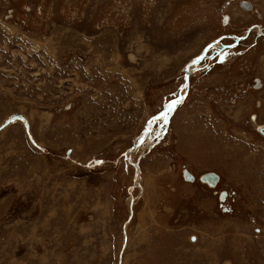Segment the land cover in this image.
I'll use <instances>...</instances> for the list:
<instances>
[{"label": "rangeland", "instance_id": "rangeland-1", "mask_svg": "<svg viewBox=\"0 0 264 264\" xmlns=\"http://www.w3.org/2000/svg\"><path fill=\"white\" fill-rule=\"evenodd\" d=\"M262 127L264 0H0V264H264Z\"/></svg>", "mask_w": 264, "mask_h": 264}, {"label": "water", "instance_id": "water-1", "mask_svg": "<svg viewBox=\"0 0 264 264\" xmlns=\"http://www.w3.org/2000/svg\"><path fill=\"white\" fill-rule=\"evenodd\" d=\"M240 7L242 9L248 10L250 9V4L246 1H241L240 2ZM229 37L228 35L225 36V38ZM233 37V36H231ZM223 37L219 38L217 41H215L211 46L219 44V42L223 39H225ZM208 51V48H206L203 51V54H201L199 57L194 58L193 60H191L186 67L183 69V85L182 87H180V90H184V93L187 91L188 89V83H189V76L191 74V72L196 69V67L198 66L199 62L205 57L206 53ZM184 93L181 95H177V97L175 99H173L172 101H170L169 103H167L164 107V109L156 116L154 117L150 123L147 124L146 129H145V133L140 137V139L137 141V143L134 144L133 148H131L129 150V154L131 155V152L133 150H135L138 146H140L146 139H147V135L149 132V128L153 125V123L159 119H165L166 121L168 120L169 117V113H171V111H173V109L180 103V101L184 98ZM175 105L174 107L171 108V110L169 111V106L170 105ZM162 117H166V118H162ZM259 133L264 136V127H262L261 129L258 130ZM134 166H136L135 164H133ZM184 179L187 181H192L193 177L188 173V172H184ZM201 182L203 183H207L210 186H215L218 183V177L217 175L213 174V173H208V174H204L203 176H201L200 178Z\"/></svg>", "mask_w": 264, "mask_h": 264}, {"label": "snow or ice", "instance_id": "snow-or-ice-1", "mask_svg": "<svg viewBox=\"0 0 264 264\" xmlns=\"http://www.w3.org/2000/svg\"><path fill=\"white\" fill-rule=\"evenodd\" d=\"M174 106H175L174 104H173V105H170V106H169V111H170L171 108L174 107ZM162 118H166V117H162Z\"/></svg>", "mask_w": 264, "mask_h": 264}, {"label": "bare ground", "instance_id": "bare-ground-1", "mask_svg": "<svg viewBox=\"0 0 264 264\" xmlns=\"http://www.w3.org/2000/svg\"><path fill=\"white\" fill-rule=\"evenodd\" d=\"M261 129V128H260ZM138 171V170H137ZM136 177L138 178V172H136ZM137 183V182H136ZM205 184H207V183H205ZM211 187V186H210Z\"/></svg>", "mask_w": 264, "mask_h": 264}]
</instances>
